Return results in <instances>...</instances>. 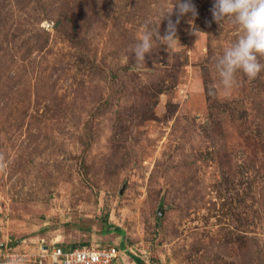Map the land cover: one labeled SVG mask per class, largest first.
Wrapping results in <instances>:
<instances>
[{
  "label": "rangeland",
  "instance_id": "rangeland-1",
  "mask_svg": "<svg viewBox=\"0 0 264 264\" xmlns=\"http://www.w3.org/2000/svg\"><path fill=\"white\" fill-rule=\"evenodd\" d=\"M191 2L180 44L136 67L144 26L163 35L178 0H0V254L26 239L264 264V71L209 95L242 33Z\"/></svg>",
  "mask_w": 264,
  "mask_h": 264
},
{
  "label": "clouds",
  "instance_id": "clouds-1",
  "mask_svg": "<svg viewBox=\"0 0 264 264\" xmlns=\"http://www.w3.org/2000/svg\"><path fill=\"white\" fill-rule=\"evenodd\" d=\"M174 7L178 9L177 19L173 22L170 18L173 10L163 18L168 21L163 35H160L159 27L153 30L147 25L144 26L138 42L130 49L136 67L145 66V57L150 55L157 42L166 46L168 53L180 44L177 35L180 18L191 14L194 19L198 15L191 0H178ZM210 11L216 24L221 26L225 22L231 23L242 33L235 43L224 50L214 65V71L219 77V86L208 89V94L212 96L218 91L229 95L238 86V72L252 81L264 71V63H261L264 58V0H213ZM6 167L5 156L0 153V172L5 171ZM9 264H23V259L13 257Z\"/></svg>",
  "mask_w": 264,
  "mask_h": 264
},
{
  "label": "built area",
  "instance_id": "built-area-1",
  "mask_svg": "<svg viewBox=\"0 0 264 264\" xmlns=\"http://www.w3.org/2000/svg\"><path fill=\"white\" fill-rule=\"evenodd\" d=\"M10 245L0 254V264H9L13 257L22 258L23 264H122L121 252L115 246L90 244L62 248L53 243L30 242L26 239Z\"/></svg>",
  "mask_w": 264,
  "mask_h": 264
},
{
  "label": "trees",
  "instance_id": "trees-1",
  "mask_svg": "<svg viewBox=\"0 0 264 264\" xmlns=\"http://www.w3.org/2000/svg\"><path fill=\"white\" fill-rule=\"evenodd\" d=\"M12 230L13 232H22L25 230V223L24 221H16V224H13L12 226ZM19 241H22V240H19ZM89 244H84V245H81V246H72L71 248H77V247H85V246H88ZM62 248H67L66 246H62ZM139 261V260H138ZM141 262V261H140ZM141 264H144L141 262Z\"/></svg>",
  "mask_w": 264,
  "mask_h": 264
},
{
  "label": "crops",
  "instance_id": "crops-1",
  "mask_svg": "<svg viewBox=\"0 0 264 264\" xmlns=\"http://www.w3.org/2000/svg\"><path fill=\"white\" fill-rule=\"evenodd\" d=\"M45 241V240H44ZM31 242H37V241H31ZM46 242V241H45Z\"/></svg>",
  "mask_w": 264,
  "mask_h": 264
}]
</instances>
